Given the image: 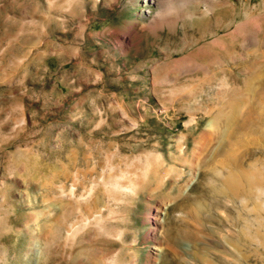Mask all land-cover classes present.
<instances>
[{
  "label": "rangeland",
  "instance_id": "1",
  "mask_svg": "<svg viewBox=\"0 0 264 264\" xmlns=\"http://www.w3.org/2000/svg\"><path fill=\"white\" fill-rule=\"evenodd\" d=\"M168 1L0 0V264H264V0L153 28Z\"/></svg>",
  "mask_w": 264,
  "mask_h": 264
},
{
  "label": "bare ground",
  "instance_id": "2",
  "mask_svg": "<svg viewBox=\"0 0 264 264\" xmlns=\"http://www.w3.org/2000/svg\"><path fill=\"white\" fill-rule=\"evenodd\" d=\"M203 4L205 5V7H203ZM230 6H231V0H184L183 4H180L177 6L169 4V1H168L167 5L164 8H162L160 11H158V13L154 16V18L152 20L153 28L161 29V28H164L165 26H175L174 24H176V22L182 17H184V20L193 19L195 21H199V20H202L206 15H208L210 13L214 14L218 9H219V11H220V9L223 10L224 8L226 10L227 8L229 9ZM246 12H248V11H246ZM216 13H219V12H216ZM247 19H243L240 22L236 23L234 25V27L229 26L228 31L221 33L217 37H219L221 40L222 39L227 40L228 42L231 40H234L236 38L247 39L249 37L252 38L253 36L256 37V35L259 33V32H257L258 29L257 30L254 29V26H252L253 24H251V21L247 20ZM231 20L232 19H224L223 22L219 23V25L216 26L214 31H211V33L216 34L219 31V28L223 27L225 24L227 26L231 25L229 23ZM263 22H264V19H263ZM252 23H254V21ZM122 33H124L126 35L127 31H123ZM257 41H259V40L257 39ZM215 44H216V42H215ZM219 47H221V46H219ZM223 49L226 52V54H228V58L226 60V63L221 64L219 66L220 69L224 72V76H225L222 79V81L220 82L221 85L224 83L227 84V82L229 80H231L233 68H234V62H233V56H232L233 55L232 54V47L228 44L227 46L223 47ZM263 56H264V53H263ZM210 59H211V57H210ZM185 60L186 59L184 58V61ZM258 64H259V62L257 60H254V61L248 60L244 63V65L242 67H244V68L246 67V68L250 69V71H251ZM259 66H261L262 68L260 69ZM259 66L257 67V69L259 68L260 70H262L261 72H263L264 71V62L260 63ZM257 69H255V70H257ZM258 73L259 72H256L253 75H250V76L248 75V77L246 76V78L243 80L244 86L242 88H240V90L239 89L233 90V91H231V93L229 95L227 94L228 98H227V101L225 100L226 104L217 110L215 117L213 119L215 121L216 126H214L213 129L211 128V130H209V129L204 130L202 133V136H205L207 139L208 147L214 141H219L222 138V136L226 133V130L230 131L229 128H231L232 123L235 121V119L239 115L241 105L248 100L249 95H250V94L248 95V93L251 90H253L252 89L253 82L260 78V73L259 74ZM224 90H226V88H224ZM211 124H212V121H211ZM208 125H210V123H208ZM213 125H214V123H213ZM229 181H227V182H229ZM156 220H157V218H156ZM186 244L188 245V243H186Z\"/></svg>",
  "mask_w": 264,
  "mask_h": 264
}]
</instances>
